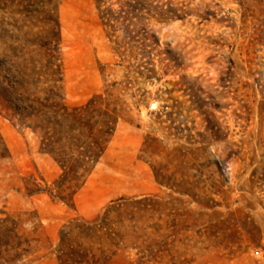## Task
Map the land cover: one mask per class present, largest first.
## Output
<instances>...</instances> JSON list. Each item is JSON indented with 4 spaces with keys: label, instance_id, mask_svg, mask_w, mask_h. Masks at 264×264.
<instances>
[{
    "label": "rangeland",
    "instance_id": "374dc122",
    "mask_svg": "<svg viewBox=\"0 0 264 264\" xmlns=\"http://www.w3.org/2000/svg\"><path fill=\"white\" fill-rule=\"evenodd\" d=\"M48 27L61 37V101L110 93L122 111L65 203L27 194L29 173L50 183L59 169L0 107L9 152L0 218L14 215L33 232L24 264H61V226L115 201L145 202L110 215L91 264H264V0H0V56Z\"/></svg>",
    "mask_w": 264,
    "mask_h": 264
},
{
    "label": "trees",
    "instance_id": "16d2710c",
    "mask_svg": "<svg viewBox=\"0 0 264 264\" xmlns=\"http://www.w3.org/2000/svg\"><path fill=\"white\" fill-rule=\"evenodd\" d=\"M109 20L110 17L103 23L110 25ZM35 36V41L6 47L0 56V107L36 134L40 151L49 155L59 169L50 183L40 175L38 181L36 174L29 173L24 180L27 194L45 193L52 199L72 203L103 156L122 110L110 93L94 94L73 106L63 103L56 90L57 70L53 67L61 41L59 29L48 27ZM14 58H22L24 63L16 64L11 60ZM8 154L0 137V158ZM142 202L145 201H115L92 218L74 217L63 224L56 245L60 263L91 264L87 252L94 239L111 234L110 215L119 216ZM35 241L33 232L24 230L16 216L6 214L0 218V264L27 263Z\"/></svg>",
    "mask_w": 264,
    "mask_h": 264
}]
</instances>
